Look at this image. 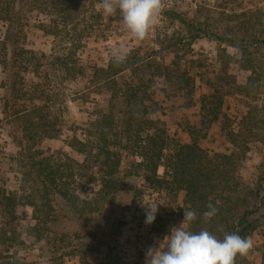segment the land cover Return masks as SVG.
Here are the masks:
<instances>
[{
  "label": "rangeland",
  "instance_id": "1",
  "mask_svg": "<svg viewBox=\"0 0 264 264\" xmlns=\"http://www.w3.org/2000/svg\"><path fill=\"white\" fill-rule=\"evenodd\" d=\"M47 1L0 6V201L19 203L13 220L0 208V231L13 227L23 242L0 245V259L10 251L29 264H145L149 246L180 226L188 210L184 193L158 188L142 159L145 146L151 149L150 121L165 129L172 146L196 141L210 155L236 152L243 189H257L264 177V0L164 7L144 41L124 28L119 11L103 15L102 0H74L67 10ZM117 55L129 67L113 75ZM63 58L75 66V77L63 71ZM29 59L32 66L42 63L39 76L23 70ZM4 60L12 67L6 72ZM115 91L122 98L112 101ZM136 92L144 115L130 98ZM35 111L45 126H33ZM229 132L238 134L241 150L229 142ZM73 138L92 139L100 151L120 157L113 177L120 190L82 218L39 176L44 166L71 168L77 176L70 188L94 198L92 189L100 190L107 170L101 157L85 162L70 148ZM165 163L159 178L166 177ZM141 203L159 205L153 224L145 223ZM257 219L253 248L236 264L262 261L264 216Z\"/></svg>",
  "mask_w": 264,
  "mask_h": 264
},
{
  "label": "trees",
  "instance_id": "2",
  "mask_svg": "<svg viewBox=\"0 0 264 264\" xmlns=\"http://www.w3.org/2000/svg\"><path fill=\"white\" fill-rule=\"evenodd\" d=\"M11 2L12 0H0V6L6 5L8 7ZM47 2L51 6H56L55 4L57 3L58 6H62L64 10H67L73 5L74 0H48ZM61 13L68 14L66 11ZM62 14H56V19L60 20ZM67 16H70V14ZM176 18L181 19L180 15H176ZM63 22H67V17L64 18ZM10 34V31H8L5 43V46H7L6 57L9 55L7 43H10L12 39ZM214 38L216 40L229 41V39L221 37L215 36ZM16 49L17 45H13V52L16 53ZM28 54L35 60L33 52H28ZM28 61L27 65H24L23 70L39 76L42 63L36 62L32 66V60L29 59ZM58 62L63 66V71L75 77L73 74L75 66L68 59H59ZM8 63L6 60L2 63L5 72L12 68ZM128 67L127 63L121 62L112 65L111 69L113 70V75H117ZM17 76L20 78L19 74ZM14 88H16V85H13V91H16L17 89ZM120 93L113 92L112 101L118 97L122 98V95H119ZM130 98L135 105L134 107L137 108L138 114L141 112L144 115L147 109L143 107L142 111H140L137 107L143 101L139 99V93H132ZM35 113L37 114L38 111H35ZM36 117L39 122H35L32 118L29 119L30 122H35L33 126H45L43 124V115L37 114ZM132 118L134 119V117ZM150 124L153 125V133L148 135V144L151 149L148 150L147 146H145V150L141 153L142 159L148 166L152 180L157 184L158 188L174 189L184 193V203L188 210H193L197 213V219L190 223L189 230L198 233L203 229H207L221 239L225 233H237L241 237L249 238L257 229V218L264 216V187L262 183L264 182V177H261L255 191H248L247 188L243 189L244 186L234 167L237 160L236 152L210 155L196 141L191 144H176L172 146L165 129L157 127L154 121H150ZM227 137L234 147L239 150L243 148L242 141L237 133L229 132ZM93 141L92 139L82 141L78 138H73L67 143L70 148L84 157L85 162H89L93 158L100 159L101 157L102 161L100 164L106 168L107 177L102 179L101 188L98 192L92 189V193H94L93 199L82 198L78 192L76 193L74 189L70 188L69 181L75 180L77 176L72 172L71 168L62 172L59 169L48 171L47 166L42 165L44 168L39 173L41 177L46 176L47 184L54 188L53 193L63 199L70 210L81 218L88 209L95 207V211H97L100 204L108 196L120 190L118 181L113 178L120 166L118 153L108 149L104 150V148L100 151ZM172 147L173 149L170 150ZM166 152L168 153L165 154ZM163 160H166L163 165L166 177L159 178L157 172ZM209 202L218 208V212L214 217L206 218L204 213L208 211L207 204ZM18 205L19 203L14 199H8L6 204L0 201V208L5 210V216L9 220L16 218V207ZM47 213V216H51L50 212ZM22 244L23 242L15 228L1 229L0 245L15 247ZM6 253V255H1L0 264H29L18 256L11 254L10 251H6ZM81 264L89 263L81 262ZM260 264H264V247Z\"/></svg>",
  "mask_w": 264,
  "mask_h": 264
},
{
  "label": "clouds",
  "instance_id": "3",
  "mask_svg": "<svg viewBox=\"0 0 264 264\" xmlns=\"http://www.w3.org/2000/svg\"><path fill=\"white\" fill-rule=\"evenodd\" d=\"M103 15L111 16L119 11L121 23L137 41H144L157 22L163 9L162 0H102ZM123 61V55L116 56ZM146 207L147 225L155 222L158 206L141 203ZM204 217H214L218 208L211 202ZM197 219L193 210H184V220L173 227L170 235L149 246L145 253V264H236L237 257L246 258L253 248V241L237 233H225L218 238L207 229L194 233L186 227ZM158 245V246H157Z\"/></svg>",
  "mask_w": 264,
  "mask_h": 264
},
{
  "label": "built area",
  "instance_id": "4",
  "mask_svg": "<svg viewBox=\"0 0 264 264\" xmlns=\"http://www.w3.org/2000/svg\"><path fill=\"white\" fill-rule=\"evenodd\" d=\"M163 8H179V7H194L196 8L197 2L195 0H162Z\"/></svg>",
  "mask_w": 264,
  "mask_h": 264
}]
</instances>
